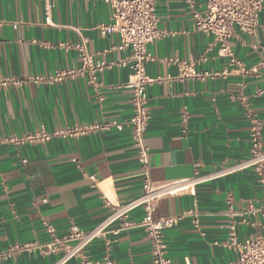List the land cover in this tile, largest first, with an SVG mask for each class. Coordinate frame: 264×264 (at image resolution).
Here are the masks:
<instances>
[{"label":"crops","instance_id":"crops-1","mask_svg":"<svg viewBox=\"0 0 264 264\" xmlns=\"http://www.w3.org/2000/svg\"><path fill=\"white\" fill-rule=\"evenodd\" d=\"M156 10L166 36L148 47L146 64L154 80L147 86L150 179L158 187L191 186L163 197L154 218L197 208L198 228L186 220L165 231L166 257L171 264H230L238 253L225 245L229 226L237 223L239 243L261 233L258 176L246 169L192 182L249 157L250 116L262 123L264 149V9L254 35L238 32L227 42L249 74L220 55L213 36L195 29L194 13L206 12L204 0H157ZM112 14L101 1L55 0L47 24L45 0H0V139L41 128L127 123L133 117L132 90L126 87L131 70L119 64L131 50L118 49V36L101 30ZM82 38L95 63L106 65L93 83L80 72ZM193 61L203 78L182 64ZM67 71L75 73L58 77ZM143 185L144 171L127 127L20 148L0 145V252L48 242L45 223L60 238L72 225L91 231L109 215L108 202L130 203L141 196ZM143 216L139 208L131 220L139 223ZM84 255L99 264L107 259L152 264L153 249L140 227L99 237ZM59 257L21 252L0 264H55ZM80 263L74 258L66 264Z\"/></svg>","mask_w":264,"mask_h":264},{"label":"built area","instance_id":"built-area-1","mask_svg":"<svg viewBox=\"0 0 264 264\" xmlns=\"http://www.w3.org/2000/svg\"><path fill=\"white\" fill-rule=\"evenodd\" d=\"M55 0H45L46 23L52 22V10ZM101 1L109 5L113 11L112 21L102 25L104 34H116L119 38L117 46L120 50H131V55L119 64L131 70V77L126 87L132 90L133 117L127 123L112 121L99 123L87 127L72 128L66 127L49 132L45 129H37L34 133L22 136H9L0 139V145H13L20 148L45 144L56 138H72L89 132H106L116 129L123 131L125 127L132 134L133 146L138 153L139 163L144 171V185L141 196L125 205L108 202L110 213L104 221L91 231H83L78 226L72 225L70 232L65 237H58L54 226L45 223V229L50 237L46 243H31L13 247L7 251L0 252V261L8 260L14 255L27 252L39 253L44 256L59 255L55 264H66L74 258H81L80 264L94 263L84 255L86 247L99 237H107L111 232H120L135 228H145L149 234L152 249V264H171L166 257L167 244L165 242V231L179 226L183 221L189 220L194 227L200 225L201 213L197 208L183 210L177 215L154 218V213L160 200L168 195H174L190 188L191 183H177L169 186H155L150 179L149 149L146 145V134L151 121V110L147 94V86L154 82L146 74V64L151 56L148 47L155 41L166 36V32L159 28L157 16V0H93ZM205 13H194L195 29L207 36L214 37L215 45L220 47V55L227 57L232 66L239 69L240 73L249 74L244 65L238 61L227 42L236 36L238 32L254 35L258 26L260 14L264 9V0H204ZM193 6L194 2H190ZM3 22L0 21V26ZM82 59L81 73H88L92 83L95 82V75L106 67L104 63H95L93 55L88 49L87 39L82 38L77 45ZM189 69L190 73L198 75L194 68L196 62L190 65L182 63ZM73 71L63 72L59 78L74 74ZM263 91H259V94ZM186 115L184 119L186 120ZM251 128V149L247 159L234 163L220 171L198 177L192 183L210 180L230 173L253 169L263 191L262 207L260 214L262 218L261 233L258 237L250 238L245 243L237 241V223L229 226V238L225 245L237 250L238 256L230 264H264V149L262 143V123L259 119L253 118ZM27 161L24 160L23 163ZM231 204V200L229 201ZM142 208L144 216L141 222L131 220V214ZM120 223V227L113 231V225ZM101 264H116L107 259Z\"/></svg>","mask_w":264,"mask_h":264}]
</instances>
